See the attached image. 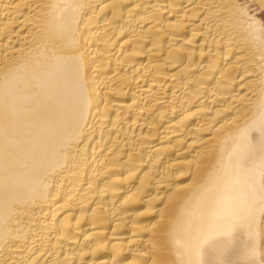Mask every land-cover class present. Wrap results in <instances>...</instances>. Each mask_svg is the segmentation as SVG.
Here are the masks:
<instances>
[{"label":"bare ground","instance_id":"obj_1","mask_svg":"<svg viewBox=\"0 0 264 264\" xmlns=\"http://www.w3.org/2000/svg\"><path fill=\"white\" fill-rule=\"evenodd\" d=\"M0 264H264V0H0Z\"/></svg>","mask_w":264,"mask_h":264}]
</instances>
